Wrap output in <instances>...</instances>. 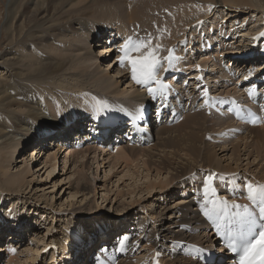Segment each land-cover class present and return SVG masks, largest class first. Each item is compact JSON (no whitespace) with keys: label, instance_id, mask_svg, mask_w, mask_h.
<instances>
[{"label":"bare ground","instance_id":"obj_1","mask_svg":"<svg viewBox=\"0 0 264 264\" xmlns=\"http://www.w3.org/2000/svg\"><path fill=\"white\" fill-rule=\"evenodd\" d=\"M20 1L22 3L21 5L23 9L21 13L19 12V16L22 17L20 27L22 28L24 27L23 22H25V20L27 19L29 22L36 21V19H40V21L37 23L38 25L34 24L30 28L29 32L31 33V36L24 37V36L19 35L17 39H13V37H11L8 44L6 45L5 50L0 55V115H1L0 116V194L2 195V199L0 201L1 203L6 200H9V204H12V206L15 202L18 203L19 196L22 195L20 193L22 188L23 187L24 189L28 188L32 182V179L27 180V175L29 173V170L25 166L21 168L19 166L18 170L17 171L15 170L16 172H13V173H9L8 171L12 163L14 164L15 161L19 162V161L25 160V158L22 157V159L16 158V160L13 162V157H14V153L16 152V148L21 144L22 141L26 140V139L23 140V137L25 136L24 132L26 131V129L30 131L35 129V127L42 129V127L43 128L45 127L43 126V124L47 123V120L38 119V117H36L38 115L37 112H40L39 107L42 109L43 112L47 113L50 111L52 114V117L49 120H53L52 118L54 119L56 118L57 120H54V123L55 124L57 123L58 126H63V127L61 130V134L59 135L46 132L47 134L42 136V140L38 143V147L40 146V149L41 148L44 149V147H50L52 145L54 146L55 144V147L57 150L51 153L50 159L47 158L48 159V160L46 159L47 161L44 160L42 162L43 165H39V167H37L38 169L36 170V172L37 171L40 172V170L41 171L44 170L42 175L40 176L42 178L43 174L48 169V167H52V168L55 167V165L52 164L53 162L52 160H55V157L58 155V153L62 151L60 153L62 154L66 149H70L67 152L69 153L68 156L66 155L64 157L66 158L65 164L67 163V158L70 157L71 159L72 157V160H71L72 163H74V165L78 163L76 164L77 167L81 168L79 171H77V175L75 176L73 183H71V186H75V191L70 193V197L71 196L73 197L75 193L79 191H84L86 189H88L87 194L89 193L95 194L96 190H98L96 189L95 184L90 189L91 183H89V180H87V178H90L91 176L90 174L88 175L89 172L87 173L86 171H89L91 169L87 165L88 158L94 159L95 157L96 159L97 155H95L96 153L95 149H97L100 146L105 148L111 144H114L113 147H115L116 150L113 153V157L116 163H119L118 161L120 160H123V162L125 161L127 162L131 155L138 157L139 156L137 155L138 153L143 154V155L146 154L150 156V154L148 153H150L151 149H155L154 146H156V144L151 145V146H146V145H147L150 133L153 134L154 129L156 127H157L156 136H158V138L156 136L155 137L159 139L158 143L160 144L162 142L163 144V142L166 141V143L168 144H166L165 142L164 144H166L168 147L169 146L171 147V145H169L171 143L169 142H172L175 137H176L175 140H179L178 142H180V139L181 141L182 139H184L182 138L184 134L183 131H186L185 133L189 132L190 133V134L188 133L189 135H191L192 133L195 134L193 130H195L194 128L196 127L194 126L195 125L198 126L197 124L198 122H200L199 120L202 117L205 119V122L208 121L209 119L213 120L214 122L211 123V125L213 124H214L213 126L218 125L217 129L221 131L222 130L226 131L230 129H238V131L243 130V129L252 130L257 127L262 128V130H264V107H262L264 106V84L262 85L263 82H261L260 87L258 89V92H260L259 99L261 100L258 106L257 104L251 105L253 104L252 99L246 96V93L248 91L247 86H252L255 83V80L262 79L264 75L263 71L259 72L260 68L264 67L262 64H260L259 66L256 64L254 66L247 65L246 59H250L248 61L251 63L252 62L254 63L257 60L254 58H256V56H259V53L255 50L249 49L250 51L249 50L247 51L238 50L239 52L237 53V55H232L233 53H236V52H233V49H235V47L234 48L232 47V49L229 50L230 47L227 48L226 45L224 44L216 45L215 46L216 50L213 53L205 52V53H201L200 55H198L201 62L202 61L203 62L207 61L209 63L212 62L210 64L211 66L210 71L214 70L216 73H219V77L222 74L225 75V77L221 80H218L219 77L215 80L214 79L209 80V81L205 80V84L208 86V89L211 90L207 92V96H205L204 93H202L201 91L204 87L202 84L203 79L201 78L202 73L200 71L197 70L193 73H187L188 75L183 77L184 83L182 82L181 84H178V83L174 84L172 80L174 79V77H177V78L179 77L178 71L182 69V66L184 64L182 63L180 58L176 56L179 59L176 60L172 66L176 68V70L173 73V75H171L172 78H170L171 76L170 77L165 76L166 77L165 78L163 75L167 74L169 71L167 70L168 63L167 61H165L163 68L159 70V73H160L159 76H161L160 78L162 80L166 79L167 82L163 81L164 83H166L167 85L168 84L172 85L174 87L175 89L174 91L177 92L178 94L177 98L180 99V103H178L173 98L171 99L169 98L168 100H164L161 97L155 98V108L153 109V112L155 109H156V112H154V114H151V116L154 117L152 120L149 118V116L146 114V111H145L146 104L150 101V96L147 94L146 89L140 86L137 88L138 89L137 91L135 90L132 94H130V96L132 97H129L124 101L120 99H117V100H113V99L107 100L106 99L105 102H107L108 104L112 102V105H108V106L115 107V108H111L106 114H103V115L101 111H97L95 108V104L97 100L92 98L89 95L82 96V100H79V98L74 99L75 96H70L67 93H64L62 96H58V97L50 96L49 92L54 91L50 87L53 80L61 76L63 73H65V69H64L65 61L63 62L59 59H56V58L53 59L51 57L42 55L43 57L42 60L44 62L33 63L34 60L32 61V57H30L29 54H24L22 51H15L12 48V45L14 43L24 45V42H25L24 39H30L32 40L33 43L39 44L43 40L52 39L53 36H57L60 32L65 31L64 30L65 26L63 25L64 22L63 20H60L59 14H57L56 9H57V6L61 2L67 1V0H50V1L48 0H8L7 7H6L7 8L6 10L7 19L10 20V18L13 16V13L15 11V8H14L15 3L16 2L19 3ZM92 1H96V0H92ZM101 1L102 3L104 2L105 4H102V6L100 7L98 11L101 14H104V16L106 17L112 16V18H115L118 20L117 21L118 23L116 24V26H114L109 31H107L109 32L108 35H106L105 33L106 36L99 37L98 34L101 32L100 27H96L95 29L91 30L88 25L84 24V22L82 21L83 16L80 15L82 13L81 11L83 10V8L78 9L75 13L80 18L77 17V15H75L76 17L72 16L73 17L72 20H71L72 17L69 19V21L71 20L72 24H74V26H72L70 30L73 33L76 32L75 34L76 35L75 40L77 43L76 46H78L80 50V54H81V55L78 54L80 55V57L78 58L79 60L78 63L80 64L79 66L82 68V73H84L85 75H90V73H93V75L95 73H99L98 74L99 76L95 79L96 82H100L102 79L104 80L110 79L111 82H113L112 79L117 78V77L130 79L128 82H126L129 85V86L127 85L126 88L129 87V90L130 88H133V86H135L136 84L131 79L130 70L127 67V65L122 69L115 70L117 67L120 55L119 56L117 55V57L115 56V58L109 59V61L108 60L104 61L105 59H103L102 57V54L108 57H111V56L113 57V54H115V51L116 53H119L120 52L119 49L122 43L124 42V40H126V38L130 37L131 35L129 31L131 32L134 31V34H133L134 40L139 39V38L148 39L150 35L152 38L153 45L155 44L161 45L158 55L161 58H163L168 55V50L172 49L171 47L172 45L174 48L175 43L176 45L178 44V42L180 44H183L185 41H187V43H190L192 40L191 37H190L191 39L186 37L187 39H190V40L181 41L180 39L185 38L184 36L186 35V33L190 31L191 28H193L198 22H202L200 20L206 17V15L212 9H216V7H220L217 11L215 10L213 13H215V15L219 16L220 18L228 16V19L231 17H235V16L238 17L239 11H241L239 9L241 5H239L238 2H236L237 0H216L211 3V6H208V3L210 2L209 0H101ZM241 1L244 2L246 7L249 6L251 8L250 9L251 14H254V12L258 14V13H261L262 10H264L263 3H261L260 0H241ZM109 2H113L114 5L108 4ZM104 5H108L105 11H104V7H105ZM26 13L29 14L27 15V17H25ZM221 14H223V16ZM210 17H206L205 20H203V23L204 24L206 22L208 23V21L206 20L209 19ZM262 19H264V17L257 19V21L262 20ZM211 22L212 21H210V23ZM260 25H263V24H260ZM10 28L8 27L6 29L10 30ZM73 28H75V31H73ZM90 31L93 32L92 35ZM96 36L102 39L100 41H93L94 40L93 38ZM188 36H190V34ZM118 38H120L119 40H117L116 45L118 46L116 45L113 46V44H110L108 46L103 47L102 49L99 48L102 45H106L110 42L112 43L114 40ZM88 40H91V42H95V43L93 45H91L92 44L91 42L88 44L89 42ZM236 41L237 40H234V38H231L228 40L227 45L229 44V42L231 45V43H235ZM94 48H96V50ZM261 52L264 53V50L262 49L260 53ZM38 53L43 54L39 50H38ZM249 55H255V56H251V57H254V58H251V57H248ZM227 56H230L226 64L228 66L227 68L228 70L220 68L219 64H217L218 66L216 65V60H217V63H220L222 59L226 58ZM220 57H223V58H220ZM263 60H264V57H263ZM101 62L105 64L106 66L105 69L101 68ZM99 67H100V70H98ZM90 69H92L93 71L88 72ZM97 70L99 72H97ZM114 71H116L115 74L111 75V72H114ZM250 71L252 72V75L249 77L248 80H245L244 77L248 76V73ZM118 74H120V76H118ZM236 75H239L240 79L238 78L232 87V85H229L228 83L231 82ZM207 78L211 79L212 76H208ZM85 79L87 80L88 78L86 77ZM114 82L117 83L116 81ZM185 82H187L188 84L187 86H184ZM189 87L196 88L200 90L201 92L198 93L197 91H194L192 94L194 98L191 99V97L188 96V93L186 91L187 90L186 88H189ZM227 87L231 89H227ZM100 88L101 89L107 88L104 81H101ZM221 88H223L224 90H222ZM225 95H228V97H225ZM198 98L202 106L201 109L199 107L194 108V106L197 104V101L195 100H197ZM234 98L237 99L243 106H249L251 108V111H253L255 114L259 116L260 118L259 122L253 125H248L244 122L235 121L233 119L232 114L228 110L229 106L233 103V101H235ZM181 100H183V102ZM206 100L208 101V103H205ZM83 101L91 103V106L88 103L80 104V102H83ZM181 103H182V106H181ZM191 103H192V106H190ZM219 105H224L225 107L222 108V107H219ZM17 107H21V110L16 111L15 109ZM212 107L214 108V110L212 109ZM94 109H95V112L93 113L92 118L95 120L89 123L83 122V124L80 125L78 122L81 119L84 121L87 120V118L82 117L83 115H86L85 112L94 111ZM178 110H181V113L183 114L182 118L175 125L169 126L171 123H173V121H175L174 118L177 116ZM205 115H208L209 119H207V117L205 118L204 117ZM137 116H139L140 118L138 119L134 118ZM203 118H202V121H203ZM143 120H145V122H143ZM205 122H202V123H205ZM209 122L211 121H208V123ZM133 123H135V125H133ZM146 123L148 125H144ZM73 124L75 125L72 126ZM199 124L200 126L202 125L201 123ZM200 126H198L200 130L205 128V127L200 128ZM54 127H57V126L55 125ZM177 127H179L180 130L177 129ZM221 127L222 129H220ZM45 128L43 129L44 131H45ZM174 128H176L178 131L176 130V132H174L173 130ZM47 129H50V128H47ZM208 129H209V126H208ZM202 131L206 132V130L204 129V130H201L200 133ZM172 132L174 133L175 136L171 135ZM207 133H205V135ZM209 134H211V132H209ZM184 136L187 137L185 134ZM242 136L239 139L240 141L237 140L239 142H242L243 147L242 148L240 147V149L243 152L248 151L247 147L249 145L248 146L246 145L247 140L245 139V137L243 138ZM171 137L173 139L168 141L167 139H170ZM193 137H191L192 140L195 138ZM197 137H200V135ZM188 138L190 139V136H188ZM202 139H203V136H202ZM130 140L133 143H131ZM184 140H187V139H184ZM82 141H87L84 144V147L91 145L90 148H85V149L78 148V144ZM203 141H205V139ZM249 141L250 140H248V142ZM260 141H262V139ZM119 142L123 144H118ZM174 142L176 143L175 145H177V141H174ZM174 142H172L173 145H174ZM184 143L186 144V141ZM206 143H208V140ZM25 144L28 145L27 142ZM68 144H71L69 148H65V149L62 148V146L64 147V145H68ZM219 144H222V142ZM186 145L183 147H187ZM178 146L179 144L177 145V148H179ZM238 146H239V143H236L235 148L237 152L239 151L237 148ZM71 147H73L74 150H72ZM162 147H165V145ZM173 147L171 149H173ZM229 148L230 149L232 148V151H233L230 153L236 154V150L234 146L229 147ZM220 149L221 151H224L226 149V146L224 148L222 145L220 146ZM160 150L162 151L164 149L160 148ZM160 150H158L159 154H160ZM202 150L203 149L200 150V148L197 146H191L188 149L187 154H185L184 152L180 150L181 154L184 155V158L182 157L180 162H174L172 166L167 168L168 172L165 171V173L173 174L175 176L174 178H178L182 174H184L182 172L183 166L188 162H192L194 163L193 168L199 169L200 167L203 171H206V176L211 173H215L217 177L219 176L229 177L231 175L232 172L227 173L225 172V170H223V169H226L227 167H224L223 169H219V168L215 169L213 166H211L210 162H207V163L204 162L205 159H203L204 161L201 160L202 164L198 163L200 162L198 160L202 159V158H199L201 157L200 155H202L201 152H200L201 154H199V151H202ZM250 150H253V149H250ZM173 151L174 149L172 150V152H170V154H172ZM250 152H248V155H250ZM151 153H152V150H151ZM91 154L92 156H90ZM159 154H156V155H159ZM34 156H36V154H34ZM151 156H150V159H152ZM228 156L230 157V155ZM156 157L158 158V156ZM159 157L160 159L158 158V160L156 161H158V163H161V161H163V158H162L163 154H162V157L161 155ZM231 157H233L232 159H234V156H231ZM138 158H135V159H138ZM131 160L135 162L134 158ZM147 160H145L146 161L145 163H147ZM25 162L26 161H24V163ZM129 162L131 161L129 160ZM245 162L242 164H245ZM154 169L155 168H153V170ZM144 171H146V169ZM154 171H156V173H154L155 175L152 177V178H155L153 179V181H151V179L150 180L148 179L149 172L144 174L145 176H144L143 182H145L146 188L144 190L143 189L140 190L141 192L139 193H142L143 191L150 193V191L153 188H148V187L154 184L156 186L158 182H160L161 184L167 182L166 178L168 176H165L164 179L159 178L163 174L161 175V172H159L158 170H154ZM75 173L76 172H72L71 174H75ZM85 173H87V175ZM137 173L139 174V171ZM178 174L179 176H177ZM127 176L129 179L133 180L132 181L133 185L137 184L141 180V179L134 177V174L131 173L130 171L129 173L127 172L126 177ZM123 177L126 178L125 174ZM185 177L186 176H184V178ZM93 179H94V182L97 181L96 180L97 177L94 176ZM154 181H158V182H154ZM252 181L255 182L253 178L251 182ZM248 182L249 181L245 183H248ZM231 183H232L231 181L226 180L227 187H223L221 185L217 187L216 184L214 183V186L217 192V196L215 198L228 200L230 203L235 201L236 203H239V204H249L251 206V202L246 198V195L243 196V194L239 192V190H237V185L231 186ZM182 185H183V182H182ZM260 185H264V183L262 182ZM11 186H13L12 189H11ZM158 186L160 187V184H158ZM188 191L192 193L190 196H180L179 198L173 200V206L172 205L171 206L169 205L168 207L164 206V207H161L159 211L157 210L158 212H157L155 219L156 218L158 219L159 224H157L156 227L153 226L150 229L149 219L151 218L148 217L149 213L147 212H145L144 215L141 217H139L137 214L135 218H133V220L131 221L129 220L128 222L126 221V223H121L123 224V226L118 227L116 231L123 232L120 238L125 235L129 237L128 241L125 243L124 251L118 250V247H119L118 241L120 238L119 239L109 238V236L107 235L105 231L106 226L103 227L97 233L98 236L101 238L100 240L102 242V245L97 244V247L95 246L94 249L95 251L97 250L95 255L98 254L101 257H104L105 250L109 252H114L116 255L118 254L119 257L113 264H144V263L145 264H161L162 263L161 260L164 259L165 255H169V254L172 256V258H170V260L167 261L166 264L167 263L169 264H197L198 259H201V258H198V256L202 254L205 256L206 259H211V261H209L210 262L209 264H217V261L219 262V260L225 259L226 257L225 254L227 252V249L222 245V242H219L218 244L219 248L217 250H219L220 252V255L218 257H213L204 251V248H207V249L211 247L214 248V246H211V244L215 242V239H217V236L215 235L214 229L211 223L209 222L210 220L204 215L203 209L205 206V200H204V195H203V189L199 190L194 187H190L188 188ZM5 192H8L9 194L5 195ZM36 192H37V189H36ZM11 194H14V195H11ZM10 196L12 198H10ZM101 199L103 198L101 197ZM131 199L132 198H130V201H132ZM36 203L34 202V204ZM188 205L193 206V207L190 209V211L185 212V210L189 209ZM153 206L155 207V209L158 207L157 205L156 206L153 205ZM207 206L211 207L210 204H208ZM36 207H38V205H36ZM121 207H123V205H121ZM125 209L126 208H124L123 210ZM177 209H178V212H180V214L173 215L172 211L177 210ZM78 211H79V217L82 219L84 217H87V215H89L90 212L93 213V210L86 208V207H80ZM52 212L55 213V210H52ZM16 222L17 223L15 225L13 222L12 224H10V226L8 225L9 226L8 228H5L6 224L4 226L0 225L1 226L0 239H5L4 236L1 237V235H4V233L7 234L6 238L9 239V240H3L2 245L0 246V250H9V253H11V255H14L15 253H17L16 249L19 248L20 244L23 242L25 235L28 234V232L24 228L25 226L21 224L20 219H16ZM174 225L180 227V230L174 229L176 230L177 233H175L176 235H172V238L169 239L171 236H169L168 234L174 232L173 231ZM20 227H22V229ZM10 233H11V237H10ZM140 234H143V236H140ZM80 235L74 236L72 234L70 235L67 234V238L64 239V243L60 247L61 249L60 251L62 254L59 259L63 260L62 264H88L87 260L81 257L80 251H75V253L73 251V255L75 254L74 258L73 259L70 258L71 255L69 254V252L71 251V249L73 250V248H75V245L82 238L86 237V240L89 241V244L92 243L91 245H89V247L86 245L87 246L85 248L86 250H90L91 249L90 246H93L95 244V242L92 239L96 238V235H88V236L86 235L80 236ZM37 243H39V241ZM49 245H50L49 251H51V255H50V260L48 264H57L58 260H57L56 255H57L59 247L58 246L56 247L57 244L54 242V240H50ZM140 247H141V250L139 252H141L142 250H145V252L146 251L148 252L144 256L145 258L139 257V259L143 258L142 261L139 262V259H136L137 262H135L131 260V255L133 254L134 251L137 252L138 248ZM171 248H172V252L170 251L169 254H167L166 250H169ZM37 251L35 249L34 252H37ZM159 251L162 252V254L160 255L162 256V258H160L159 254H157V252ZM34 252L33 254H35ZM78 253L80 256H78ZM94 257L96 259V256ZM0 258H1V255H0ZM13 259L14 258H12L11 260L9 259L6 264H16L15 260L13 261ZM39 261L40 259L34 260L33 264H38ZM226 262H227L226 264H237L234 257H229L226 260Z\"/></svg>","mask_w":264,"mask_h":264},{"label":"rangeland","instance_id":"obj_2","mask_svg":"<svg viewBox=\"0 0 264 264\" xmlns=\"http://www.w3.org/2000/svg\"><path fill=\"white\" fill-rule=\"evenodd\" d=\"M48 1H50V0H48ZM209 1L210 2L208 3V6H211V3L213 1H216V0H209ZM7 2H8V0H0V50H1L0 55L5 50L6 45L8 44L11 37H13V39H17L19 35L24 36V37L31 36V33L29 32L30 28L34 24L38 25L37 23L40 21V19H36V21H30L29 22L27 19V20H25V22H23L24 27L23 28L20 27L22 17L19 16V12L21 13L23 11L21 1L19 3L18 2L15 3V6H14L15 11L13 13V16L10 18V20L7 19V17H6ZM236 2H238L239 5H241V7H239V9L241 11H239L238 17L235 16V17H231L228 19V16H227V17H221L220 18L219 16H216L215 13H213L215 10L217 11L220 8V7H216V9H212L206 15V17L211 16L209 19L206 20V21H208V23L206 22L204 24L203 20H205L206 17L202 18L200 20L202 22H198L193 28H191L190 31H188L186 33V35L184 36L185 38L180 39L181 41H183V40H190L192 38L190 43H187V41H185L183 44H180L178 42L177 45L175 43L174 48H173V45L171 46L172 49H175L174 55L178 56L180 58V60L182 61V63L184 64L180 71L177 70L179 73V77L178 78L174 77V79L172 80L174 84H176V83L181 84L183 82V77L188 75L187 73H193V72L198 70L202 73L201 78L203 79L202 84L204 87L201 90L202 93H204L205 90L207 92L211 91L208 89V86L205 84V80H207V81L212 80V79L215 80L219 77V73H216L214 70L210 71L211 70L210 64L212 62L209 63L207 61L206 62L202 61L203 62L202 63L200 61V58L198 57V55H200L201 53H205V52L213 53L216 50L215 46L218 44H221V45L224 44V45H226L227 48L230 47L229 50L232 49V47L233 48L235 47L236 50L233 49V52H236V53H233L232 55H237V53L239 52L238 50H246V51L249 49L255 50L259 53V56H256V58H254L251 56H255V55H249L248 57L257 59L256 62L251 63L248 61L250 59H246L247 65L248 66H250V65L254 66L256 64L259 66L260 64H262L264 66V60H263L264 53L263 52L260 53V51L262 49L264 50V36L261 35L262 33H264V19L257 21V19L264 17V10H262L261 13H258V14H256V12H254V14H251V10H250L251 8L249 6L246 7V5L244 4L243 1L237 0ZM260 2L263 3V6H264V0H260ZM112 3L113 2H109L108 4L114 5V3L113 4ZM102 4H105V3L104 2L102 3L101 0H96V1H92V0H71V2H70V0L63 1L57 6L56 11H57V14H59L60 20H63V22H64L63 25L65 26L64 27L65 31L60 32L57 36H53L52 39L43 40L39 44L33 43L32 40H30V39H24V41H25V42L23 41L24 45L17 44V43H14L15 45L14 44L12 45V48L15 51H22L24 54H29V56L32 57V61L34 60L33 63L44 62L42 60V58H43L42 55L47 56V57H51L53 59L56 58V59H59L63 62L65 61V66H64L65 73H63L61 76H59L53 80L50 87L54 91L49 92L50 96L58 97V96H62L64 93H67L70 96H75L74 99L79 98V100H82V96L89 95L96 100H100V101H104V102L106 99L107 100L108 99L109 100L120 99V100L124 101L127 98L132 97V96H130V94H132L135 90L136 91L138 90L137 88L139 86L135 85V84H134L135 86H133V88H130V90H129V87L126 88V86L128 85L126 82H128L130 79L121 78V77H119V78L117 77V78L112 79L113 82L114 81L117 82V83L114 82L115 84L113 82H111L110 79H107V80L102 79L101 81L105 82V85L107 86V88L101 89L100 88L101 81L100 82L95 81V79L99 76L98 75L99 73H95L94 75H93V73H90V75H85L84 73H82V68L79 66L80 64L78 63V61H79L78 58L80 57L81 54H80V50H79L78 46H76L77 45L76 40H75L76 32L73 33L70 30L72 28V26H74V24H72L71 20L73 19V17H76L75 16V15H77V14H75L76 11L78 9L83 8L82 11L80 10L82 12L80 15L83 16L82 21L84 22V24L88 25L91 30L95 29L96 27H100L101 32L98 34L99 37L108 35L109 32H107V31H109L111 28L116 26V24L118 23L117 22L118 20L115 18H112V16L106 17V16H104V14H101L98 10L102 6ZM80 5H81V7H80ZM104 6H105L104 11H105V9L108 5H104ZM27 15H29V14L26 13L25 17H27ZM221 15L223 16V14H221ZM261 16H263V17H261ZM77 17H79V16L77 15ZM70 18H71V20L69 21ZM210 21H212V22L210 23ZM260 24H263V25H260ZM8 27L9 28L11 27L10 30L6 29ZM73 31H75V28H73ZM32 32H33V30H32ZM129 32L131 34L130 37L132 36V38H133L134 31H132V32L129 31ZM90 33H91V35L93 34L92 31H90ZM105 33H106V35H105ZM189 34H190V36H188ZM98 36L94 37L93 41H100L102 39V38H99ZM186 37H188V38L191 37V38L187 39ZM231 38H234V40H237V41L235 43H231V45L229 42V44L227 45L228 40ZM119 39L120 38L114 40L112 43L110 42L106 45H102L99 48L102 49L103 47L108 46L110 44H113V46H115L117 44V40H119ZM88 41H89L88 42V44H89L91 42V40H88ZM13 42H14V40H13ZM32 43H33V45H32ZM91 43H92L91 45H93L95 42H91ZM116 46H118V45H116ZM94 49L96 50V48H94ZM38 50L41 51L43 54H39ZM62 52H64V53H62ZM78 54H80V55H78ZM117 55L119 56V55H121V53L120 52L116 53V51H115V54H113V57L112 56L108 57V56H105L103 54H102V57H103V59H105L104 61H107V60L109 61V59L115 58V56L117 57ZM220 58H223V57H220ZM229 58H230V56H227L226 58L222 59V61L220 63H217V60H216V65L219 64L220 68L228 70L227 69L228 66L226 64H227V60ZM163 63H165V61ZM197 66H199L200 68ZM225 66H227V67H225ZM105 67H106L105 64H103L101 62V68L105 69ZM92 69H90L88 72L93 71ZM119 69H122V67H120L119 64H117V67L115 70H119ZM98 70H100V67ZM98 70H97V72H99ZM167 70H169V71L167 74L163 75L164 77L165 76L170 77L171 75H173L176 68H174V67L168 68V66H167ZM182 70H184V71H182ZM262 71L264 72V67H261L259 72H262ZM115 72L116 71L111 72V75L112 74L114 75ZM120 74H118V76H120ZM80 75H82V76H80ZM208 76H212V78L208 79L207 78ZM86 77L88 78L87 80L85 79ZM224 77H225V75L222 74V75H220L218 80H221ZM263 77H264V75H263ZM170 78H172V76ZM238 78H239V75H236L234 77V79L231 82H229L228 84L232 85V87H233L234 83L236 82V80ZM163 81L167 82L166 79H163ZM263 84H264V80H263L262 85ZM187 85H188L187 82H185L184 86H187ZM168 86H169L168 91L171 95L174 93L177 94V92L174 91L175 89L172 85L168 84ZM249 87H251V86H247L248 89H249ZM186 89H187L186 91L188 93V96H190L191 99L194 98V96L192 95L194 91H197L198 93L201 92L200 90H198L196 88L189 87ZM221 89L224 90L223 88H221ZM227 89H231V88L227 87ZM124 90H125V92H124ZM61 92H63V93H61ZM231 92H233V91H231ZM225 97H228V95H225ZM199 98L197 100H195V101H197V104H196L197 106L195 105L194 108L195 107H199L200 109L202 108V106L199 102ZM235 100L237 102H239L237 99H235ZM181 101L183 102V100H181ZM260 102H261V100L258 99L257 106L260 104ZM84 103H88L91 106V103H89V102H86V101L80 102V104H84ZM105 103H106L107 107L101 111L102 115L106 114L111 108H115V107L108 106V105H112V102L110 104H108L107 102H105ZM251 105H256V104H251ZM181 106H182V103H181ZM190 106H192V103ZM219 107L223 108L225 106L219 105ZM154 108H155V99L150 97V101L146 104L145 111L151 120L154 118L153 116H151V114H154V112L156 111V109H155L153 112ZM39 109H40V112H37L38 115L36 117H38V119L47 120L46 124L45 123L44 124L41 123V124H43V126L50 128V129H47L45 127H44L45 131L43 130L44 129L43 127H42V129L35 127V129H33L31 131L26 129V131L24 132L25 136L23 137V140H25V139L26 140L22 141L21 144L19 143L20 145L16 148V152L14 153V157H13V162L16 160V158L22 159V157H23V158H25V160H22L19 162L15 161L14 164L12 163V165L10 166V169L8 171L9 173H13V172H16L18 170L19 166H20V168L25 166L29 170V173L27 175V180L32 179V182L28 188H26V189H24V187L22 188V190L20 192L22 195L19 196L18 203L15 202L12 206V204H9V200H6L2 203L0 202V205L2 204L0 206V225L4 226L6 224L5 228H8L10 226V224H12V222L15 225L17 223L16 219H20L21 224L25 226L24 228L28 232V234L25 235L23 242L20 244L19 248L16 249L17 253H15L14 255H11V253H9V250H0L1 251L0 252V255H1L0 264H6L8 262V260L9 259L11 260L12 258H14L13 261L15 260L16 264H33L34 263L33 261L38 260V259H40L38 264H48L49 260H50V255H51V251H49L50 250L49 249V247H50L49 241L50 240H54V242L57 244L56 247L57 246L59 247L57 255H56L57 260H58L57 264H62L63 260L59 259L61 257V254H62L60 251L61 250L60 247L64 243V239L67 238V234L68 235L72 234L74 236L80 235V234L86 235V236L96 235V238L92 239L96 245L94 244L93 246H90V248H91L90 250H86L85 248L87 246L89 247V245H91L92 243L89 244V241H87L86 237H85V238H82L75 245V248H73V250L71 249V251L69 252V254L71 255L70 258L73 259L74 255H75V254L73 255V251H74V253H75V251H80L81 257H83L85 260H87L88 264H94L93 257L95 256L96 251H97V250L95 251L94 248H95V246L97 247V244L102 245V242L100 240L101 238L98 236L97 233L103 227L106 226L105 231H106L107 235L109 236V238L119 239L123 232L122 231H116V230L118 227L123 226V224H121V223H126V221L128 222L129 220L130 221L133 220V218H135V216L137 214L139 217H141L144 215L145 212L149 213L148 217L151 218V219H149L150 220V222H149L150 229L153 226L156 227V225L159 224V221L157 218L155 219V217H156L157 212L160 210L161 207H164V206L168 207L169 205L173 206V200L179 198L180 196H190L192 194L188 191V188H190V187H194V188L199 189V190L203 189V183H204L203 180L206 177V171H203L200 167H199V169H194L193 168L194 163H192V162H188L183 166L182 172L184 174H182L178 178H174L175 176L173 174L165 173V171L168 172L167 168L172 166L174 162H180L182 157L184 158V155L181 154V151L184 152L185 154H187L188 149L191 146H197L200 148V150L203 149L202 151H199V154L202 153V155H200L201 157H199V158H202V159H199L198 161H200V162H198V163L202 164L201 160L205 159V161L204 160L203 161L206 163L210 162L211 166H213L215 169H218V168L223 169L224 167H227L226 169H223V170H225V172H227V173L232 172L229 177H224L225 179L223 181L216 179L214 181V183L216 184L217 187L220 185L223 187H227L226 180H229L232 182L231 186L237 185V190H239V192H241L243 194V196H245L246 195V189L244 187V185L246 184L245 182L249 181L250 183H253V184H261L262 182L264 183V163H262V162H264V151H263L264 150V130H262V128L257 127L255 129H252V130L243 129V130L238 131V129H230V130H226V131L225 130L221 131V130L217 129L218 125L217 126L216 125L213 126L214 124L211 125V123H213L214 121L210 120L208 115H205L204 117L205 118L207 117V119H209L208 121H211L209 123H208V121L205 122V119L201 115V117L203 118V121H202V118H200V120H199L200 122H198L197 125L200 126L199 123H201L202 125L200 126V128L205 127L204 129L206 130V132L202 131L200 133V131L204 130V129L200 130L198 128V126L195 125L194 127H196V128H194L195 130H193V132H195V134L194 133L191 134V135L194 134L193 136L195 138L193 136L189 135L190 134L189 132L185 133L186 131H183L186 136L189 133L188 136H190V139L188 138V136L185 137L184 134H183L182 138L187 139V140L182 139L183 142L181 141V139H180V142H178L179 140H175L176 137L174 139L172 137L170 139H167L168 141L173 139L172 142L177 141V145L179 144V146H178L179 148H177V145H175L176 144L175 142H174L175 146L172 144V142H169V143H171V144H169V145H171V147L169 146L170 148L166 145V144H168V143H166V141H164L166 144H164V142H163V144H162V142L159 144L158 143L159 139H157L158 136H156L157 135L156 134L157 127H156L154 129V133L153 134L150 133V136H149V139H148V142L146 145V146H151V145L156 144V146H154L155 149H151L152 153H151V150H150V153H148V154H150V156L152 155L151 156L152 159H150V156H148L146 154L143 155V154L138 153L137 155H139V156L142 155V156H140V157L138 156L139 157L138 158L137 156L131 155L129 158V160L131 162H129V160L127 162L126 161L123 162V160H120V161H118L119 163H116V161L114 160V157H113V153L116 150V148L113 147L114 144H111L105 148L101 147V146L98 147L97 149H95V151H96L95 155H97L96 159H95V157H94V159L88 158L87 165L91 169L89 171H86L87 173L89 172L88 175L90 174V176H91L90 178H87V180H89V183H91L90 189L95 184L96 189H98V190H96L95 194H93V193L87 194L88 189H86L84 191H79V192L75 193V195L73 197L72 196L70 197V193L75 191V186H71V183H73V180H74L75 176L77 175V171H79L81 169L80 167H77L76 164H78V163H76L75 165H74V163H72V161H71L72 157H71V159H70V157L67 158V163L65 164L66 158H64V157L66 155L68 156L69 153H67V152L70 149H66L67 151L65 150L62 154H60L62 151H60V149H59L60 152L55 157V160H52L53 161L52 164H54L55 167H53V168L48 167V169L43 174L42 178L40 176L42 175L44 170H42V171L40 170V172H38V171L36 172V170L38 169L37 167H39V165H43L42 162L44 160L47 161L48 159H50L51 153H53L57 150L55 147V144H54V146L52 145L50 147H44V149L43 148L40 149V146L38 147V143L42 140V136L47 134L46 132L59 135V134H61V130L63 127V126H58L57 123L56 124L54 123V120H57L56 118L55 119L52 118L53 120H49L52 117V114L50 111L46 113V112H43L40 107H39ZM212 109L214 110L213 107H212ZM15 110L20 111L21 107H17ZM94 112H95V109H94V111L85 112L86 115H83L82 117L87 118V120L84 121L81 119L78 123L81 125V124H83V122L89 123V122L95 120L92 118V115ZM182 115L183 114L181 113V110H178L177 119H175V121H173V123H171V124L169 123L170 124L169 126H173L177 122H179V120L182 118ZM32 117H34V116H32ZM28 118H29V116H28ZM233 119L237 122H243L240 120L238 121V119H236V118H233ZM201 121L205 122V123H202ZM143 122H145V121L143 120ZM75 124H73L72 126H74ZM55 125L57 127H54ZM144 125H148V124L146 123ZM206 126H207V128H206ZM208 126H209V129H208ZM261 126H263V125H261ZM177 129H179V127H177ZM177 129L174 128L173 129L174 132H176ZM220 129H222V127ZM207 131H208V133H207ZM107 132H109V131H107ZM209 132H211V134H209ZM238 132H240V133H238ZM205 133H207L208 135L207 134L205 135ZM29 134H30V136H29ZM36 134H37V136H36ZM196 134H197V136L200 135V137H197ZM171 135H174V133L172 132ZM202 136H203V139H202ZM241 136L243 138L245 137V139L247 140L246 145L247 146L249 145L247 147L248 151L243 152L240 149V147L241 148L243 147L242 142H239L240 141L239 139L241 138ZM191 137H193L194 139L192 140ZM236 138H238V139H236ZM253 138L255 139V141ZM177 139H179V138H177ZM204 139H205V141H203ZM258 139H259V141H258ZM261 139H262V141H260ZM207 140H208V143H206ZM237 140H239V141H237ZM248 140H250V141L248 142ZM185 141H186L187 145L184 143ZM26 142L28 143L29 146L27 144H25ZM86 142L87 141L80 142L78 144V148H81V149L90 148L91 145L84 147V144ZM130 142L133 143L131 140H130ZM221 142H222V144H219ZM224 143H226V144H224ZM236 143H239V146L237 147L239 150L238 152L235 148ZM118 144H123V143L119 142ZM158 144L161 146H159ZM70 145L71 144L64 145V147L62 146V148L63 149L69 148ZM164 145H165V147L166 146L167 147L166 148L162 147ZM185 145L187 147H183ZM207 145H208V147H207ZM222 145L224 148L226 146V149H227V150L225 149L226 151L225 150L221 151L220 146H222ZM232 146H234V148L236 150V154L230 153V152H233L232 148L231 149L229 148ZM250 146H252V147H250ZM159 147L161 149H164V150H162L164 152H162ZM172 147H173L174 151L172 154H170V152H172V150H173V149H171ZM181 147H182V149H181ZM213 147H215V148H213ZM71 148H72V150H74L73 147H71ZM157 148H158V150H160V154H159V151L157 150ZM250 149H253L254 152H253V150H250ZM261 149H262V151H261ZM155 150H157V151H155ZM248 152H250V155H248ZM252 152H253V154H252ZM154 153H155V155H154ZM161 153L163 154V157H162ZM246 153H247V155H246ZM34 154H36V156H34ZM156 154H159V155H156ZM160 155L163 158V161H161V163H158V161H156V160H158V158L160 159V157H159ZM228 155H230V157ZM90 156H92V154ZM156 156H158V158ZM231 156H234V159H232L233 157H231ZM144 157H145V159H144ZM133 158H134L135 162H133V160H131ZM135 158H138V159H135ZM68 159H69V161H68ZM241 159H242V161H241ZM89 160H90V162H89ZM110 160H112V161H110ZM136 160H137V162H136ZM145 160H147V163H145L146 162ZM24 161H26V162L24 163ZM92 161H94V162H92ZM245 161H247V162H245ZM244 162H245V164H242ZM141 167L142 168L144 167L147 172L144 171L145 169L144 168L142 169ZM134 168H136V169H134ZM153 168H155L154 170H158L159 172H161V175L163 174L159 178L164 179L165 176H168L166 178L167 182L161 184L158 181H154V182H158V184H160V187L156 183L157 184L156 186L154 184V185L148 187V188H153L150 191V193L149 192L147 193L146 191L139 193V192H141L140 190H142V189L144 190L146 188V184H145V182H143L144 176H145L144 174L149 172L148 173V176H149L148 179L149 180L151 179V181H153V179H155V178H152L155 175L154 173H156V171H154ZM247 169H249V170H247ZM162 170H164V171H162ZM129 171L134 174V177L141 179L137 184L133 185V182H132L133 180L129 179L128 176L126 177V174H127V172L129 173ZM138 171H139V174L137 173ZM72 172H76V173L71 174ZM87 173H85V174L87 175ZM124 174H125L126 178L123 177ZM220 174H222V173H220ZM94 176L97 177L96 182H94V179H93ZM177 176H179V174ZM184 176H186V177L184 178ZM252 178L255 182H253V181L251 182ZM182 182H183V185H182ZM200 187H201V189H200ZM12 188H13V186H11V189ZM36 189H37V192H36ZM129 193H131V194H129ZM8 194H9L8 192H5V195H8ZM11 195H14V194H11ZM101 197L103 199H101ZM10 198H12V197L10 196ZM130 198H132L131 199L132 201H130ZM1 199H2V195L0 194V201H1ZM34 202L35 203L37 202V203L34 204ZM36 205H38V207H36ZM121 205H123V207H121ZM153 205H155V206L157 205L158 207L155 209V207ZM80 207L89 208V209L93 210V213L90 212L89 215H87V217H84L82 219L79 217L78 209H80ZM188 207H189V209L185 210V212L190 211V209L193 206L188 205ZM124 208H126V209L123 210ZM150 208L153 211H151ZM52 210H55V213H53ZM172 214L173 215H177V214L179 215L180 212H178V209H177V210L172 211ZM2 220H4V221H2ZM7 221H9V222H7ZM1 226H0V228H1ZM20 228L22 229V227H20ZM174 229L180 230V227L174 225V227H173L174 232L170 233L171 235L168 234L169 236H171L169 239L172 238V235H176L175 233H177V232ZM120 230H122V229H120ZM82 235H80V236H82ZM2 236H4L5 239H0V246L2 245L3 240H9L8 238H6L7 237L6 233H4V235H1V237ZM140 236H143V234H140ZM180 236H182V235H180ZM10 237H11V233H10ZM141 240H143V239H141ZM38 241H39V243H37ZM42 243H43V245H42ZM211 246H214V248H212V247L209 249L204 248V251L207 252L209 255H212L214 257H218L220 255V252H219V250H217L219 248L217 240L214 243H212ZM35 249H36V251L37 250L38 251L34 252ZM140 250H141V247L138 248L137 252L136 251L133 252V254L131 255V260L137 262L136 259H139V257H144L148 252V251L145 252V250H142L141 252H139ZM170 251L172 252V248L169 250H166L167 254H169ZM33 252L35 254H33ZM157 254H159V256H160L162 254V252L159 251V252H157ZM80 255L78 253V256H80ZM225 255H226L225 259H221V260H219V262L217 261V264H226L227 263L226 260L229 258V256L227 255V253ZM118 257H119V255L117 254L116 258H118ZM160 258H162V256H160ZM170 258H172V256L170 254L165 255L164 259L161 260L162 261L161 264H166V262L169 261ZM142 259L143 258H140L139 262L142 261ZM166 259H168V260H166ZM135 262H133V263H135ZM198 263L199 264H209L210 262L207 260L198 259ZM167 264H169V263H167Z\"/></svg>","mask_w":264,"mask_h":264},{"label":"snow or ice","instance_id":"obj_3","mask_svg":"<svg viewBox=\"0 0 264 264\" xmlns=\"http://www.w3.org/2000/svg\"><path fill=\"white\" fill-rule=\"evenodd\" d=\"M261 35L264 36V33ZM160 48V44L153 45L149 35L148 39L134 40L132 37H128L119 49L121 53L118 60L119 66L123 68L127 65L132 81L146 89L147 94L154 99L165 97L169 87L159 76V70L164 66L163 62L167 61L168 67L171 68L174 62L179 59L174 55L175 49H169L168 55L161 58L158 55ZM251 75L250 71L244 79L248 80ZM251 94L252 91L249 90V95ZM204 95L207 96L206 90ZM205 103L208 101L206 100ZM106 107L104 101H96L97 111H102ZM249 117L248 122L250 123L255 124L260 120L250 111ZM216 179L223 181L225 178L217 177L215 173L204 178V215L216 224L217 232L227 238V247L239 254L238 264H264V185L250 182L244 185L246 198L251 202L250 206L235 201L230 203L228 200L216 199L217 192L214 186ZM208 204L211 207H208ZM128 239L127 235L119 239V251H124Z\"/></svg>","mask_w":264,"mask_h":264}]
</instances>
